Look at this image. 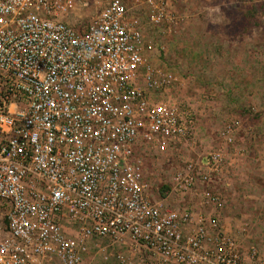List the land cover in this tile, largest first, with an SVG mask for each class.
Here are the masks:
<instances>
[{
  "label": "built area",
  "instance_id": "1",
  "mask_svg": "<svg viewBox=\"0 0 264 264\" xmlns=\"http://www.w3.org/2000/svg\"><path fill=\"white\" fill-rule=\"evenodd\" d=\"M172 5L0 0V264H132L124 249L144 264H264L216 216L148 196L147 157L177 154L197 128L147 37L175 21ZM94 6L84 29L70 22ZM203 161L185 162L169 194L221 210L220 193L196 191L224 157Z\"/></svg>",
  "mask_w": 264,
  "mask_h": 264
},
{
  "label": "rangeland",
  "instance_id": "2",
  "mask_svg": "<svg viewBox=\"0 0 264 264\" xmlns=\"http://www.w3.org/2000/svg\"><path fill=\"white\" fill-rule=\"evenodd\" d=\"M172 2L175 21L147 37L163 47L161 61L178 77L167 96L195 112L197 128L177 154L153 151L147 157L148 196L176 211L198 207L196 195L170 196L174 174L187 161L202 170L207 156L221 153L222 170L209 185L198 184L196 193L211 190L224 201L229 193L230 210L250 235L249 247L264 253V0ZM96 13V6L81 9L83 17L70 22L84 29ZM201 211L194 208L195 214ZM121 252L132 264L146 259L130 249Z\"/></svg>",
  "mask_w": 264,
  "mask_h": 264
},
{
  "label": "crops",
  "instance_id": "3",
  "mask_svg": "<svg viewBox=\"0 0 264 264\" xmlns=\"http://www.w3.org/2000/svg\"><path fill=\"white\" fill-rule=\"evenodd\" d=\"M230 196L231 195L228 193L227 197H225V198H227L226 199L227 202L225 201V204H227V205H225L226 207L224 209L217 210V209L212 208V207H210L209 209L204 208V211H201V213H204L210 217L216 216L228 234L234 235V236L238 237V239H240L241 246H242L244 252H246L253 245H251L249 247L250 242L248 240L250 239V235L245 234V232H246L245 227H243L242 223L238 221V219L236 217L237 213L236 212L232 213L230 210V207H232L230 205L232 202V199L230 198ZM194 208L197 209V212H198V210L201 209L202 207L200 208V206H198V207H194ZM261 250L263 251V248Z\"/></svg>",
  "mask_w": 264,
  "mask_h": 264
}]
</instances>
